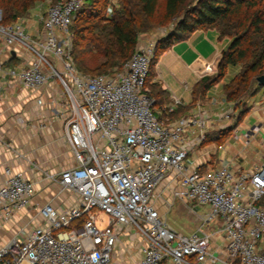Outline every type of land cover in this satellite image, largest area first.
Returning <instances> with one entry per match:
<instances>
[{
    "label": "built area",
    "instance_id": "obj_1",
    "mask_svg": "<svg viewBox=\"0 0 264 264\" xmlns=\"http://www.w3.org/2000/svg\"><path fill=\"white\" fill-rule=\"evenodd\" d=\"M111 2V9L118 7L119 0ZM84 4L51 5L37 39L21 25H0L7 49L20 47L32 55L25 67L5 71L0 54V74L33 91L57 78L72 101L68 141L76 166L49 180L78 197L70 207L35 206L41 222H30L0 245V264H121L113 252L126 243L136 251L127 264H264V152L251 171L188 169L185 161L194 145L186 138L197 133L200 144L207 120L192 116L169 124L154 114L147 88L154 43L136 46L120 72L80 73L71 28ZM168 179L175 182L171 198L208 209L189 235L174 231L158 210L156 190ZM35 196L31 181L6 168L0 179L2 222L32 209ZM100 215L106 216L102 228ZM217 221L220 257L210 252L213 235L205 231ZM127 229H134L139 241H120Z\"/></svg>",
    "mask_w": 264,
    "mask_h": 264
},
{
    "label": "crops",
    "instance_id": "obj_2",
    "mask_svg": "<svg viewBox=\"0 0 264 264\" xmlns=\"http://www.w3.org/2000/svg\"><path fill=\"white\" fill-rule=\"evenodd\" d=\"M28 33L39 38L43 33L42 23L37 31ZM230 44L231 41L221 38L215 29L197 30L165 49L150 70L147 88L156 101L154 114L160 120L169 124L192 116L207 120L200 144H197V133L190 132L186 138L194 145L185 161L188 169L207 171L227 167L240 173L251 171L261 163L264 87L246 100L249 110L237 125L235 105L226 101L223 86L236 75L238 67H229L226 76L212 87L204 91L197 88L202 79L215 75L221 54ZM0 54L5 71L25 67L32 60L25 49L17 47L10 51L1 41ZM58 81L52 78L49 85L33 91L25 89L18 79L7 73L0 74V179L9 167L23 174L36 190L32 209L15 215L7 223L0 217V245L13 239L20 228L30 222H41L35 206L52 203L64 208L78 201L77 195L62 192L49 180L76 166L68 141L71 106L59 89ZM39 99L42 105L38 104ZM174 185L175 182L168 179L156 190L157 205L164 203L162 196L171 198L170 188ZM221 227V222L217 221L205 230L213 235L210 252L219 257L222 256Z\"/></svg>",
    "mask_w": 264,
    "mask_h": 264
},
{
    "label": "trees",
    "instance_id": "obj_3",
    "mask_svg": "<svg viewBox=\"0 0 264 264\" xmlns=\"http://www.w3.org/2000/svg\"><path fill=\"white\" fill-rule=\"evenodd\" d=\"M41 1L0 0V9L15 18ZM108 1L85 0L72 25V56L82 74H108L120 69L133 54L139 36L153 27L151 20L159 0H119L110 16ZM164 1V18L178 22L173 32L156 43L150 70L172 44L197 30L215 29L231 44L221 54L215 75L202 79L197 88L204 91L212 87L226 76L229 67H238L236 75L223 86L226 101L235 105L237 125L249 110L246 100L260 89L256 79L264 75V0H198L191 10L185 9L187 0ZM149 94L155 105L150 90Z\"/></svg>",
    "mask_w": 264,
    "mask_h": 264
},
{
    "label": "rangeland",
    "instance_id": "obj_4",
    "mask_svg": "<svg viewBox=\"0 0 264 264\" xmlns=\"http://www.w3.org/2000/svg\"><path fill=\"white\" fill-rule=\"evenodd\" d=\"M61 0H43L33 5L28 12L24 14H19L17 17L13 18L11 14H6L0 9V25H21L23 29L28 33L29 31L35 32L41 28V17L43 16L45 10L49 9L51 5L56 4ZM198 0H187L185 3V9L191 10L197 7ZM119 3V2H118ZM46 5V6H45ZM112 2L108 1L107 6V16H110ZM164 0H159L157 5V11L152 18V29L148 32L141 34L139 36V43L137 46L156 43L166 37L168 34L174 31L176 27L177 20H168L164 18ZM46 10V11H47ZM124 66V65H123ZM123 67L114 71H122ZM61 72V69H58ZM78 70V69H77ZM79 71V70H78ZM95 75L97 73H90ZM57 79V78H56ZM59 80V79H57ZM59 89L64 92L65 98L70 106H72V101L70 100L69 95L66 92V89L62 82L58 81ZM148 86V83H147ZM164 203L160 206L157 205L158 210L162 218L165 220L167 225H169L174 231L182 234L189 235L197 231L200 226L202 219L207 214V207H199L193 203H186L176 198H169L168 196H162ZM101 223L98 224V227L102 228L105 226L106 216L100 215ZM212 224V223H211ZM209 224V225H211ZM208 225H206L205 230L207 231ZM212 231V228L209 229V232ZM137 232L134 229H127L124 231L123 236L120 241H139L137 237ZM136 256V251L134 246L127 244L123 247L115 248L113 252V260H121V264H127L132 261Z\"/></svg>",
    "mask_w": 264,
    "mask_h": 264
},
{
    "label": "water",
    "instance_id": "obj_5",
    "mask_svg": "<svg viewBox=\"0 0 264 264\" xmlns=\"http://www.w3.org/2000/svg\"><path fill=\"white\" fill-rule=\"evenodd\" d=\"M256 82H257V86H258V87L263 88V87H264V75L258 77V78L256 79Z\"/></svg>",
    "mask_w": 264,
    "mask_h": 264
}]
</instances>
